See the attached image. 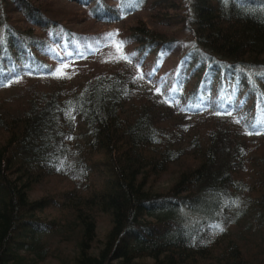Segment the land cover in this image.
<instances>
[{
    "label": "trees",
    "instance_id": "obj_1",
    "mask_svg": "<svg viewBox=\"0 0 264 264\" xmlns=\"http://www.w3.org/2000/svg\"><path fill=\"white\" fill-rule=\"evenodd\" d=\"M63 1L0 0V264H264V0Z\"/></svg>",
    "mask_w": 264,
    "mask_h": 264
},
{
    "label": "rangeland",
    "instance_id": "obj_2",
    "mask_svg": "<svg viewBox=\"0 0 264 264\" xmlns=\"http://www.w3.org/2000/svg\"><path fill=\"white\" fill-rule=\"evenodd\" d=\"M36 2L43 5H48L56 9H61L62 11H67L69 8H74L70 4L64 2L63 0H36ZM97 27H98L97 24L89 21L85 24L83 23L82 25L78 26L77 29H79L80 31L84 30L87 32H95ZM165 32H166L164 34L165 36H171L174 34L175 30L170 29V30H166ZM110 49H111V45L107 47H103V49H99L98 55L94 57H87L84 60H82V62H80V64L78 65L79 68H77L76 70L83 68L86 73H94V74L98 73L99 70H101V67L99 65L100 60L102 56L103 57L107 56ZM171 65H172L171 60H169L168 63H165L163 65L162 67L163 71L164 72L168 71L171 68ZM79 77L81 76L79 75L77 78ZM176 92L177 91L173 88L168 89V95L170 96H174ZM169 180H170L169 175L165 173L160 174L156 176L152 186L154 187L155 190L163 191L170 184ZM67 187H68V183L65 180L52 177L47 181H44L32 187L31 190L28 192L27 197L30 201L40 200L47 196L54 195L55 192L61 191L63 189H67ZM235 198L241 201H245L244 197L241 195L240 192H238V195ZM41 216L45 217L46 220H51L52 218H57L58 215L57 213H55L54 210H49V211H44V213L42 212ZM95 227H96L95 230L97 236L99 238L107 228L104 217H101L99 221H97ZM228 229L234 236L236 235L235 234L236 232L239 233V227L237 226V224L234 226L228 225ZM64 245L59 244L58 241H53L52 246L53 248H56V251L53 253V256L47 259L43 264H58L59 263L57 259L58 256L65 255V252L66 253L72 252V249L69 248L68 244H67V248L69 249H67L66 246Z\"/></svg>",
    "mask_w": 264,
    "mask_h": 264
},
{
    "label": "snow or ice",
    "instance_id": "obj_3",
    "mask_svg": "<svg viewBox=\"0 0 264 264\" xmlns=\"http://www.w3.org/2000/svg\"><path fill=\"white\" fill-rule=\"evenodd\" d=\"M262 10H264V9H262ZM112 36H113V34H112V33H109V34H107L106 38H107V39H111ZM123 43H124L123 41L118 42V45H117V46H118V50L122 49V47H123ZM123 58H127V57H123ZM63 67L66 68L67 65H64ZM259 74H260V75H264V71L260 72ZM52 75L56 76L57 78H63V76H64L63 68H57V69L52 73ZM158 91H159V90H158ZM217 114H220V113H217ZM69 115H71V113H69ZM257 123H264V122H262V121H258ZM247 134L251 135V134H253V133L248 132ZM256 134H264V132H257ZM216 227L219 228L220 230H223L219 225H217Z\"/></svg>",
    "mask_w": 264,
    "mask_h": 264
}]
</instances>
